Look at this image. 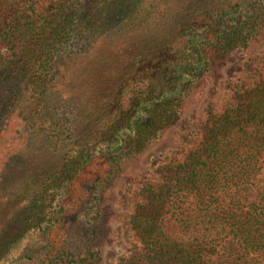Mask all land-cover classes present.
Returning a JSON list of instances; mask_svg holds the SVG:
<instances>
[{
  "label": "trees",
  "instance_id": "obj_1",
  "mask_svg": "<svg viewBox=\"0 0 264 264\" xmlns=\"http://www.w3.org/2000/svg\"><path fill=\"white\" fill-rule=\"evenodd\" d=\"M46 1L0 28V264H99L121 173L253 48L119 264H264V0Z\"/></svg>",
  "mask_w": 264,
  "mask_h": 264
},
{
  "label": "rangeland",
  "instance_id": "obj_2",
  "mask_svg": "<svg viewBox=\"0 0 264 264\" xmlns=\"http://www.w3.org/2000/svg\"><path fill=\"white\" fill-rule=\"evenodd\" d=\"M51 1L47 0L45 4L48 6ZM24 3L25 0L0 2V28L17 21L23 15ZM257 54V48H253L246 54L235 52L223 67L222 75L218 80L215 81L211 77L206 79L201 100L196 105L185 109L164 138L153 146L144 158L131 169L121 173L115 187L112 212L100 230L104 238V251L99 264H119L121 259L139 244L137 235L129 222L139 188L149 180H154L155 176L162 177L166 174L168 165L184 158L188 149L198 141L201 133L200 126L206 117L208 107L218 109L223 101L224 93L230 90L229 85L242 82L244 63L247 58ZM12 120L10 123H16ZM8 127L7 133L0 139V158L8 153L15 140L20 139L16 138L15 126ZM249 129L254 131L255 126L250 124Z\"/></svg>",
  "mask_w": 264,
  "mask_h": 264
}]
</instances>
